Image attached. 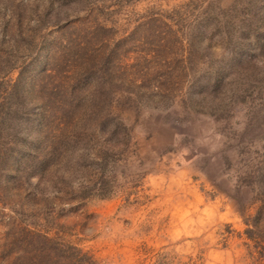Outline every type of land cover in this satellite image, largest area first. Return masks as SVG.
Segmentation results:
<instances>
[{"label": "rangeland", "instance_id": "obj_1", "mask_svg": "<svg viewBox=\"0 0 264 264\" xmlns=\"http://www.w3.org/2000/svg\"><path fill=\"white\" fill-rule=\"evenodd\" d=\"M1 103L0 264H264V0H0Z\"/></svg>", "mask_w": 264, "mask_h": 264}, {"label": "trees", "instance_id": "obj_2", "mask_svg": "<svg viewBox=\"0 0 264 264\" xmlns=\"http://www.w3.org/2000/svg\"><path fill=\"white\" fill-rule=\"evenodd\" d=\"M0 105H2V103H1ZM14 119H16V120H15V123H14V125H13V132H14L15 134H17L18 131L20 130V129H19L20 126H19V123H18L17 111H16V110H15V113H14V115H13V119H12V120H14ZM113 138H114V135H113V133H112L111 136H110V139L112 140ZM63 143H64L63 140H61V138H60V140H58L57 145L54 144L52 148H49V147L47 146V148H48L47 152H49V153H54V152L56 151V148L59 147V146H62ZM55 145H56V146H55ZM110 145H111V144H110ZM45 146H46V145H45ZM113 146H114V144H113ZM47 156H48V155H47ZM48 157H49V156H48ZM47 161H49V160H47ZM261 176L264 177V172L262 173ZM244 231H245L246 235H247L248 237H250V238L256 236V234H257V233H256L251 227H246V228L244 229Z\"/></svg>", "mask_w": 264, "mask_h": 264}, {"label": "crops", "instance_id": "obj_3", "mask_svg": "<svg viewBox=\"0 0 264 264\" xmlns=\"http://www.w3.org/2000/svg\"><path fill=\"white\" fill-rule=\"evenodd\" d=\"M186 202L189 204V205H191V204H194L195 206H198V207H200V205L202 204V202H203V199H202V197H200L199 195H195V193L193 194V196H191V197H189L188 199H186ZM159 208L162 210V213L160 214L159 212ZM163 210H166V208L165 207H162L161 208V205L158 207V206H156L155 208H154V211H155V215H156V217H157V223L158 224H156V228H158L160 225H162V223L161 224H159V221H160V219H163L164 217H165V214L166 213H163ZM235 210L237 211V213H240L239 212V207H236L235 206ZM165 212V211H164ZM185 224L187 225V221H185ZM155 228V229H156Z\"/></svg>", "mask_w": 264, "mask_h": 264}]
</instances>
